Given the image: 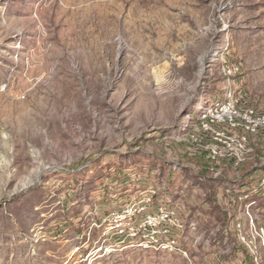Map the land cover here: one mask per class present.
<instances>
[{"label":"rangeland","instance_id":"1","mask_svg":"<svg viewBox=\"0 0 264 264\" xmlns=\"http://www.w3.org/2000/svg\"><path fill=\"white\" fill-rule=\"evenodd\" d=\"M230 96L264 113V0H0V264H264V129L198 123ZM152 192L179 249L109 227Z\"/></svg>","mask_w":264,"mask_h":264},{"label":"built area","instance_id":"2","mask_svg":"<svg viewBox=\"0 0 264 264\" xmlns=\"http://www.w3.org/2000/svg\"><path fill=\"white\" fill-rule=\"evenodd\" d=\"M237 105L238 101L230 96L222 102L208 103L199 114L198 123H200L201 130L212 135L215 143L223 144L221 148L217 144L209 146L212 158L220 156L222 148L234 150L237 155V152L243 149L245 136L257 134L258 131L264 129V113L253 109H241ZM223 124L235 131L241 130V136L228 134L217 127ZM261 182L264 184V177ZM154 196L155 192L146 194L138 201L139 203H130L121 211L114 212L109 227L116 228L115 234L121 241L154 245L157 249L164 250L179 249L175 239L188 228L194 229L195 224L193 221L188 222L186 215L182 216L180 207L171 205L169 201H156L154 206ZM140 214L144 217L138 218ZM236 226L242 234L241 223L237 222ZM239 240L249 250L254 249V240L249 235L242 234Z\"/></svg>","mask_w":264,"mask_h":264}]
</instances>
